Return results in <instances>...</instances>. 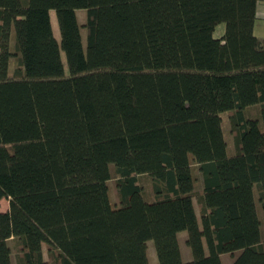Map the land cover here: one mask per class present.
I'll return each instance as SVG.
<instances>
[{
	"label": "trees",
	"instance_id": "trees-1",
	"mask_svg": "<svg viewBox=\"0 0 264 264\" xmlns=\"http://www.w3.org/2000/svg\"><path fill=\"white\" fill-rule=\"evenodd\" d=\"M260 1L0 0V264H264Z\"/></svg>",
	"mask_w": 264,
	"mask_h": 264
},
{
	"label": "rangeland",
	"instance_id": "rangeland-1",
	"mask_svg": "<svg viewBox=\"0 0 264 264\" xmlns=\"http://www.w3.org/2000/svg\"><path fill=\"white\" fill-rule=\"evenodd\" d=\"M77 13H78V17L80 22L83 24L86 20V10L84 8H79L77 9ZM52 24H53V28H54V32L55 35L60 39V29L58 26V21H57V16L54 10H52ZM82 34H83V38L84 40L86 39V30L85 27L82 26ZM226 29V23L225 22H220L217 26L216 29L214 31V34L219 36L221 34H223L225 32ZM255 33L256 34H260V35H264V20L259 19L256 23H255ZM12 43H15V35H12ZM15 67V61H13L12 67H11V71L14 70ZM247 112H249L251 115L257 114L258 112V108L257 106H252L249 109H247ZM222 118H223V128H224V132H225V136L227 138L228 141V153L232 154L234 152V140H233V132L231 130V121H230V112H222ZM190 158L192 159V155H190ZM193 170H194V175L196 177V189H200L201 188V174L199 172V168L197 163H195L193 160ZM138 180L142 185V188L144 190V197L147 200H152L155 198V192H154V188H153V180H152V176L149 173H141L138 175ZM109 188H110V197H111V201L113 204H117L118 200H119V195H118V189H117V182H116V178H111L109 181ZM195 202H196V206L198 208V203L196 201L195 198ZM9 209V199L7 197H3L0 199V211H5ZM261 209V206H260ZM261 215L262 212L260 211ZM263 216V215H262ZM262 235L264 236V216L262 217ZM186 238H187V232L184 231H180L179 232V240H180V246L182 249V254L184 259L188 260L191 259L192 257V251L190 246L187 244L186 242ZM240 250H236L234 253L231 252H225L222 254V260L224 264H231L232 261L234 260V258L239 254ZM15 253V251H14ZM44 254H45V258L49 259V255H48V251H47V247L44 246ZM148 254H149V258H150V262L151 264H160L159 263V259L156 253V248H155V243L154 240L150 239L148 241Z\"/></svg>",
	"mask_w": 264,
	"mask_h": 264
},
{
	"label": "crops",
	"instance_id": "crops-1",
	"mask_svg": "<svg viewBox=\"0 0 264 264\" xmlns=\"http://www.w3.org/2000/svg\"><path fill=\"white\" fill-rule=\"evenodd\" d=\"M51 14H52V11H51ZM259 19L264 20V1H260V2L258 3V8H257V19H256V22H257Z\"/></svg>",
	"mask_w": 264,
	"mask_h": 264
}]
</instances>
